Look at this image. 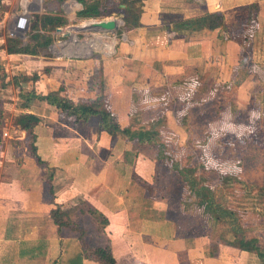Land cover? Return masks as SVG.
I'll return each mask as SVG.
<instances>
[{
    "label": "crops",
    "instance_id": "crops-1",
    "mask_svg": "<svg viewBox=\"0 0 264 264\" xmlns=\"http://www.w3.org/2000/svg\"><path fill=\"white\" fill-rule=\"evenodd\" d=\"M6 1L10 8L0 20L1 45L6 42L8 25L11 27L16 20V12L27 10L32 18V12L62 11L71 23L83 7L78 0ZM143 8V26L125 31L128 44L120 48V43L113 59L98 62L76 53L36 59L30 53L0 49V112L5 116L0 140V264H104L83 256L77 230H59L51 214L57 205L85 228L93 245L111 244L116 264H183L179 251L187 237L178 236L167 214V200L149 193L138 180L154 183L157 146L141 145L123 133L113 135L100 130L96 115L77 121L45 100L33 97L26 101L21 97V93L32 89L47 93L64 86L62 95L67 100L88 106L100 105L103 94L105 108L117 115L122 126L132 122L136 105L142 108L143 99L137 101L135 94L156 97L161 87L172 85L182 94L179 102L186 98L190 102L196 91L190 79L198 76L200 80L203 62L210 64L212 57L206 54L207 49L203 53L204 43L207 47L203 29H194L185 19L203 14V7L196 9L187 0H144ZM42 58L56 62V71L29 69V65L44 62ZM35 74L38 79L33 81ZM23 75L29 78L21 79ZM97 77L100 85L96 89ZM167 82H171L168 87ZM164 113L159 112L155 119L165 117ZM26 114L41 118L34 130L42 164L17 122ZM148 146L156 148L154 155L146 149ZM84 201L107 216L106 227L88 212L80 211L81 217L70 212ZM189 241L194 246L187 249L195 250L203 237ZM200 251L203 254V245ZM230 252L221 249L214 264H247V258L254 263V252ZM198 262L203 264L202 256Z\"/></svg>",
    "mask_w": 264,
    "mask_h": 264
},
{
    "label": "rangeland",
    "instance_id": "rangeland-1",
    "mask_svg": "<svg viewBox=\"0 0 264 264\" xmlns=\"http://www.w3.org/2000/svg\"><path fill=\"white\" fill-rule=\"evenodd\" d=\"M187 1L196 9L203 7V14L185 20L188 21V25L193 24L194 29H203V37L207 44V47L205 43L203 45V53L207 49L206 54L211 55L212 58L208 60L210 64L203 62V77L200 80L198 76L190 79L193 82L191 85L196 86V91L191 96V103L186 100L187 98L185 102H179L181 92L171 88L173 87L171 82H167V87L168 85L171 87H161L156 97L150 93L135 94L137 101L140 102L142 99L143 101L142 108L136 105L137 107L132 110V120L136 121L135 124L137 121H142L148 127L159 112H165V117L159 116V119L161 118L159 128L165 142L172 146L173 151L183 163L197 165L200 172L203 168V175L210 185H218L219 173L233 171L237 179H234L229 187H225L224 192L221 193L222 189L220 190L222 203L234 209L248 234L259 236L264 242V194L262 196L259 194V187L264 186V0ZM255 1L260 3L259 19L249 25L246 23L248 10L245 6ZM212 11H220L225 15L229 26L227 31L220 29L209 31L196 24L197 18ZM67 14L72 16L71 13ZM147 16L151 18V14ZM108 17L117 18L119 29L116 32L96 30L86 24L87 21L101 18L73 17L71 23L63 27V30L56 29L52 32L55 39L51 45L30 54L35 55L36 59L44 56L51 59L57 54L75 53L80 56L94 57L98 62L109 57L113 59L120 51L118 48L120 43V48L128 44L124 40L127 38V33L123 28L122 14L106 16ZM8 27L10 28V25ZM21 38L26 41L27 33ZM42 60L45 59L42 58ZM45 61L35 64L36 66L29 65V69L36 67L43 68V72L46 70L51 72V69L56 71V62ZM128 65L133 64L128 62ZM94 84L97 89L100 85L99 77ZM132 87L135 89L136 85L133 83ZM153 97L158 101H153ZM167 99L173 102L167 103ZM146 149L152 155L155 153L153 151H156L155 147L153 149L148 146ZM202 156L205 163L203 167L199 166ZM217 171L220 172L217 174ZM159 175L165 192H168L175 202L178 201L180 191L177 190L178 186L174 182L173 172L163 167ZM159 192H155L158 197ZM167 204L168 217H171L172 213L177 215L178 208L175 209L173 205ZM80 208L81 206L70 212L75 216L79 213L81 217L83 215ZM199 220L197 218V221ZM197 230L200 231V228ZM186 237L187 242L179 251L183 264L199 263L201 256L203 264L209 261L214 264L221 249L229 253L233 251L221 243L203 237L202 254L201 251L198 252L201 246L199 244H196L195 250L187 249L194 246L189 240L196 236L187 235ZM89 242L95 243L92 240ZM190 251H192L191 254L185 255V252ZM236 252L233 251L234 254ZM255 255L254 263L249 261L250 258L245 259V263L264 264Z\"/></svg>",
    "mask_w": 264,
    "mask_h": 264
},
{
    "label": "trees",
    "instance_id": "trees-1",
    "mask_svg": "<svg viewBox=\"0 0 264 264\" xmlns=\"http://www.w3.org/2000/svg\"><path fill=\"white\" fill-rule=\"evenodd\" d=\"M78 1L83 4V7L76 12L78 19L103 18L120 13L124 20V31L143 26L144 0ZM9 8L10 5L6 0H0V20L2 14L9 10ZM245 8L248 10L246 23L252 25L259 19L260 3L255 1L250 5H246ZM195 21L200 27L210 30L220 29L221 31H227L229 29L225 15L220 11L207 12ZM67 24H69V19L62 11L57 13L49 11L34 13L27 31L26 41L19 36L11 37L8 35L5 44H0V49L5 48L9 53H35L37 49L46 48L51 45L55 39L52 32L58 27H63ZM27 78L29 77L25 75L21 77V79ZM31 79L35 81L38 79V75H33ZM64 89V86H60L47 93L37 92L36 89H32L27 94L21 93V97L26 101L31 100L33 97L45 100L69 115L74 116L77 121L86 120L90 116L96 115L99 117L100 130H107L113 135L123 133L129 139L137 140L141 145L151 144L157 146V171L154 183H149L141 178L138 180L147 188L149 193L154 194L156 191H160L159 194L162 198H165L175 209L178 208L177 215L172 213L170 217L175 223L178 236L186 237L187 235H194L207 237L211 241L214 240L216 243H221L235 252H254L264 262V242L259 236L248 234L246 227L243 226L234 209L230 206L226 207L222 203L221 193L224 192L225 187L233 184L234 179H237L233 171L222 173L217 171V174L219 173V183L217 186L210 185L206 182L205 175H203V168L200 172L197 165L183 163L173 151L172 146L165 142L162 131L159 128L161 118L149 121L150 125L148 127L142 121H137L139 125L137 126L135 124L136 121L134 122L133 120L128 126H122L117 115L105 108L103 94L100 96V105H76L62 95ZM131 116H133V113ZM40 120L39 116L26 114L18 117L17 122L29 137L30 150L36 155L39 163L42 164L44 162L39 157L35 145L36 133L34 130ZM4 126L5 116L0 112V140L3 135ZM203 164L205 163H203L202 156L199 166L203 167ZM163 167H167L175 175L174 182L178 186L177 190L180 191V198L176 202L169 196L168 192H165V187L160 182L159 174ZM259 194L260 196L264 194V186L259 187ZM80 211L82 213H90L103 227H106L109 223V219L105 214L85 201L81 203ZM51 214L59 226V230L67 227L80 233L79 239L82 244L84 257L104 264L117 263L111 244H91L87 238L85 228L72 221L70 214L61 206L57 205L54 207ZM197 218L200 220L197 221ZM197 228H200V231Z\"/></svg>",
    "mask_w": 264,
    "mask_h": 264
},
{
    "label": "built area",
    "instance_id": "built-area-1",
    "mask_svg": "<svg viewBox=\"0 0 264 264\" xmlns=\"http://www.w3.org/2000/svg\"><path fill=\"white\" fill-rule=\"evenodd\" d=\"M15 21L13 22L12 26L9 30V36L16 37V36H23L27 33L30 23H31V14L27 10H23L21 12H16L14 14Z\"/></svg>",
    "mask_w": 264,
    "mask_h": 264
},
{
    "label": "water",
    "instance_id": "water-1",
    "mask_svg": "<svg viewBox=\"0 0 264 264\" xmlns=\"http://www.w3.org/2000/svg\"><path fill=\"white\" fill-rule=\"evenodd\" d=\"M90 28H94L96 30H104L107 32H116L119 29V23L116 17H108L101 19H94L89 24ZM57 30H63V27H58Z\"/></svg>",
    "mask_w": 264,
    "mask_h": 264
},
{
    "label": "bare ground",
    "instance_id": "bare-ground-1",
    "mask_svg": "<svg viewBox=\"0 0 264 264\" xmlns=\"http://www.w3.org/2000/svg\"><path fill=\"white\" fill-rule=\"evenodd\" d=\"M91 22H92V21H87L86 24H88V23L90 24Z\"/></svg>",
    "mask_w": 264,
    "mask_h": 264
}]
</instances>
